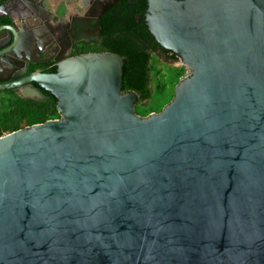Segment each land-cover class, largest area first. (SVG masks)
Here are the masks:
<instances>
[{"label": "water", "instance_id": "95a60500", "mask_svg": "<svg viewBox=\"0 0 264 264\" xmlns=\"http://www.w3.org/2000/svg\"><path fill=\"white\" fill-rule=\"evenodd\" d=\"M148 2L191 71L160 113L110 52L0 86L61 114L0 138V264H264V0Z\"/></svg>", "mask_w": 264, "mask_h": 264}, {"label": "flooded vegetation", "instance_id": "af4514ba", "mask_svg": "<svg viewBox=\"0 0 264 264\" xmlns=\"http://www.w3.org/2000/svg\"><path fill=\"white\" fill-rule=\"evenodd\" d=\"M148 9V0H0V86L55 74L62 62L109 52L123 37L134 35L150 47L139 35L149 28ZM173 54L161 45L155 53L169 61ZM30 86L41 96H30L28 84L1 89L0 95L44 100L50 93L37 83Z\"/></svg>", "mask_w": 264, "mask_h": 264}, {"label": "trees", "instance_id": "16d2710c", "mask_svg": "<svg viewBox=\"0 0 264 264\" xmlns=\"http://www.w3.org/2000/svg\"><path fill=\"white\" fill-rule=\"evenodd\" d=\"M142 24H146L142 15ZM151 42L148 47L133 35V39L121 38L117 47H107L110 53H115L124 58L123 92L135 91L139 95V101H146L151 97V62L160 44L155 40L147 26L144 33H139ZM145 46H144V45ZM157 56V55H156ZM158 57V56H157ZM171 61H177L179 57L173 54ZM58 99L49 93L44 100L23 99L19 97L0 99V138L49 120L61 117L58 109Z\"/></svg>", "mask_w": 264, "mask_h": 264}, {"label": "rangeland", "instance_id": "374dc122", "mask_svg": "<svg viewBox=\"0 0 264 264\" xmlns=\"http://www.w3.org/2000/svg\"><path fill=\"white\" fill-rule=\"evenodd\" d=\"M190 73L191 71L180 58L177 61H169L154 55L151 62V97L146 101L138 102L136 113L144 118L153 113H160L173 100L180 81ZM1 98L9 97L0 95Z\"/></svg>", "mask_w": 264, "mask_h": 264}]
</instances>
